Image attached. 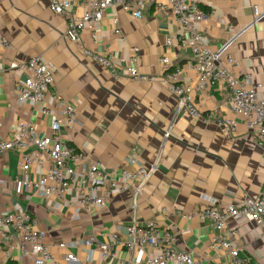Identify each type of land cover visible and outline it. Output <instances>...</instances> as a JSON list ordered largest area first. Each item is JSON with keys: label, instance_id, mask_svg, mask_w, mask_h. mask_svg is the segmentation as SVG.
<instances>
[{"label": "crops", "instance_id": "obj_1", "mask_svg": "<svg viewBox=\"0 0 264 264\" xmlns=\"http://www.w3.org/2000/svg\"><path fill=\"white\" fill-rule=\"evenodd\" d=\"M51 1L0 0V37L11 45L0 48V64L8 68L11 63L40 56L54 74L52 93L76 105L78 123L69 134L73 146L87 154L88 161L100 162L110 171L132 167L134 159L151 172L146 182L113 197L108 208L93 219L71 222L66 210L53 212L40 206L35 189L23 186L22 181L34 180L40 171L23 175L17 169V152L2 153L0 215L18 203L40 221L47 244L82 239L92 233L123 235L128 225L156 221L177 236L178 250L212 264H227L224 253L209 248L208 222L186 221L184 217L214 205L224 207L258 198L264 189V148L243 125L229 137L216 125H205L179 109L164 74L178 68L180 80L192 86L196 75L187 52L175 42L171 47L165 45L178 32L169 11L155 10L157 2L166 0H145L141 18L120 6L111 7L94 32H83L79 43L66 36L68 19L85 13L86 0H72L64 15L50 10ZM195 1L201 9L214 13L206 25V46L217 51L244 31L229 51L238 64L235 72L264 84V20L253 24L254 7L263 12L264 0ZM84 50L105 56L120 73L135 56L133 66L155 81L133 82L123 74L115 80L107 68L86 57ZM162 57L169 59V65L161 64ZM22 80L23 74L15 70L0 77V143L15 136L22 121L35 123L38 134L50 133L36 108L19 102L17 86ZM192 96L198 108L212 112L215 118L233 117L225 86L204 93L194 91ZM235 228L239 234L229 236V240L241 256L249 264H264V225L230 221L227 231ZM72 252L85 264V250ZM145 253L152 254L150 249L138 251L137 261ZM117 255L127 257L121 249ZM94 264L105 263L96 260Z\"/></svg>", "mask_w": 264, "mask_h": 264}, {"label": "built area", "instance_id": "obj_2", "mask_svg": "<svg viewBox=\"0 0 264 264\" xmlns=\"http://www.w3.org/2000/svg\"><path fill=\"white\" fill-rule=\"evenodd\" d=\"M72 2L52 0L50 10L64 15ZM115 6H120L135 18H141L145 0H86L85 13L68 19L67 38L79 43L83 32H94L105 12ZM155 10L169 11L178 28L177 34L167 39L165 45L171 47L177 43V47L193 60L191 69L196 75L193 86L180 80L178 68L164 74L165 82L178 100L179 109H185L193 119L205 125H216L229 137L235 136L239 126L243 125L264 148V84L254 83L249 75L237 74V61L229 54L244 31L219 50L212 51L205 44V36L206 25L213 12L201 9L195 0L157 2ZM254 16L253 24L264 20V11L254 7ZM10 47V43L0 37V48ZM134 51L138 50L135 48ZM83 54L107 68L115 80L123 74L133 82L155 81L154 77L142 75L133 66L137 61L135 56L129 59V64L120 73L109 59L96 51L84 50ZM160 62L164 66L170 63L167 57H162ZM7 70L23 74V80L17 86L18 100L36 108L37 115L47 121L50 131L49 134H38L35 123L22 121L15 136L0 143V154L17 152V169L21 174L33 173L34 169L40 171L34 180L22 181L24 187L35 189L40 206L53 212L66 210L71 222L93 219L108 208L113 197L149 179L151 170L138 160L133 159L130 168L110 171L100 162L88 161L87 154L73 146L69 134L78 123L76 105L52 93L54 74L40 56L20 64L11 63L8 68L0 64V77ZM217 86L227 88V107L233 117L215 118L212 112H204L196 106L192 96L194 91L204 93ZM51 200L57 203H49ZM11 207L10 212L0 215V264H81L73 249L86 251L85 264H94L96 260L105 264H212L191 252L178 250L177 236L156 221L142 226L128 225L123 235L92 233L82 239L47 244L46 231L41 228L40 221L18 203L11 204ZM184 218L186 221L208 222L211 230L209 248L224 253L227 264H249L229 240V236L239 234V229L228 232V224L230 221H252L264 225V189L256 199L224 207L214 205L189 213ZM117 249L123 250L127 257H119ZM146 249H150L152 254L145 253L146 256L137 261L136 253Z\"/></svg>", "mask_w": 264, "mask_h": 264}]
</instances>
